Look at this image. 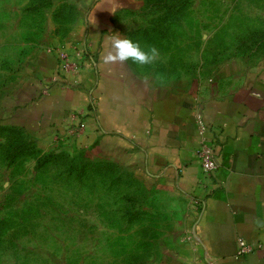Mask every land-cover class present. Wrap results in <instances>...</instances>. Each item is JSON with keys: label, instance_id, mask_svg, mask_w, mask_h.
Listing matches in <instances>:
<instances>
[{"label": "rangeland", "instance_id": "1", "mask_svg": "<svg viewBox=\"0 0 264 264\" xmlns=\"http://www.w3.org/2000/svg\"><path fill=\"white\" fill-rule=\"evenodd\" d=\"M123 34L154 82L198 86L235 60L264 64V0H122ZM85 0H0V264H166L190 241L188 204L136 170L8 126L3 104L37 55L71 37ZM77 142V140H76Z\"/></svg>", "mask_w": 264, "mask_h": 264}, {"label": "crops", "instance_id": "2", "mask_svg": "<svg viewBox=\"0 0 264 264\" xmlns=\"http://www.w3.org/2000/svg\"><path fill=\"white\" fill-rule=\"evenodd\" d=\"M122 0H85L89 15L66 45L80 66L77 87H63L56 55H37L26 80L3 104L8 126L136 170L188 204L193 237L166 264H264V64L238 59L207 82L174 87L152 81L131 60L104 63L110 36L123 34ZM68 83L75 77L69 76ZM48 89V93H44ZM215 141L219 168L203 178L196 115ZM194 199L203 201L197 218ZM240 241L260 248L240 257Z\"/></svg>", "mask_w": 264, "mask_h": 264}, {"label": "built area", "instance_id": "3", "mask_svg": "<svg viewBox=\"0 0 264 264\" xmlns=\"http://www.w3.org/2000/svg\"><path fill=\"white\" fill-rule=\"evenodd\" d=\"M47 52L50 54H54L57 57V60L59 62V68H60V81L58 77L54 80L55 83L60 82L63 87L71 88V87H77L78 82L76 78L79 76L80 73V66L77 63V56L81 58V53H77V56H73L68 52L66 49V45H53L52 47L47 48ZM75 77L74 83H68L66 82L67 78ZM44 93H48V89H45ZM196 124H197V130L200 136V147L196 151V158L200 163L201 169H202V175L203 178H205L207 181L211 180L214 173L219 168V159L216 152V143L214 140L208 137L209 132V126L204 118V115L200 112L196 115ZM70 133L67 135L68 142L71 140V137L79 136L83 132L82 126H77L69 131ZM57 139L59 141L60 136H57ZM203 201L199 199H194L191 203V208L195 212L196 217L199 218L202 215L203 212ZM193 237L190 235V239ZM240 251L238 255L240 257H243L251 252H253L255 249L260 248V245H253L250 243H247L245 241H240Z\"/></svg>", "mask_w": 264, "mask_h": 264}, {"label": "clouds", "instance_id": "4", "mask_svg": "<svg viewBox=\"0 0 264 264\" xmlns=\"http://www.w3.org/2000/svg\"><path fill=\"white\" fill-rule=\"evenodd\" d=\"M111 51L104 57V63H125L129 60L138 65H149L155 62L159 56L156 47L145 49L141 43L132 38L121 36L119 33L110 36Z\"/></svg>", "mask_w": 264, "mask_h": 264}]
</instances>
